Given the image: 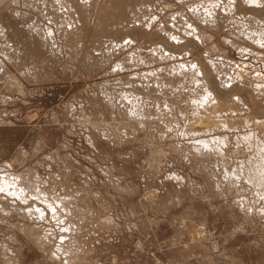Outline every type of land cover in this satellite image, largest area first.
I'll list each match as a JSON object with an SVG mask.
<instances>
[{
    "label": "clouds",
    "instance_id": "obj_1",
    "mask_svg": "<svg viewBox=\"0 0 264 264\" xmlns=\"http://www.w3.org/2000/svg\"><path fill=\"white\" fill-rule=\"evenodd\" d=\"M91 4L9 0L0 16V182L17 186L0 187V264H264V119L243 118L231 147L210 141L215 163L180 129L237 79L217 71L229 53L264 68V0H174L176 34L164 35L182 47L163 59L183 60L184 79L160 86L175 97L167 112L131 82L109 90L117 68L101 53L121 46L89 39L87 17L49 46L48 12Z\"/></svg>",
    "mask_w": 264,
    "mask_h": 264
},
{
    "label": "rangeland",
    "instance_id": "obj_2",
    "mask_svg": "<svg viewBox=\"0 0 264 264\" xmlns=\"http://www.w3.org/2000/svg\"><path fill=\"white\" fill-rule=\"evenodd\" d=\"M23 3L24 0H21V7ZM172 3L174 0H92L91 6L84 11L76 9L75 13L70 12L67 15L63 12L49 11L48 15L53 18L55 26L52 28L53 37L47 43L50 46L55 41L58 47L61 43L68 45L74 39L72 34L76 32V28L72 27V22L80 17L83 23V19L87 17L91 26L89 39L96 40L97 44L100 42L107 44L111 40L115 45L121 46L112 51L110 57L107 52L101 53L105 58L111 59L110 67L117 68V71L113 73L114 79L109 78V90L111 91L113 87H116L118 91L124 90L116 84L117 80L122 84L131 82L136 85V88L125 91L133 92L134 95L149 101L154 100L161 109L167 112L162 101L167 100L171 105L175 102V97L171 96L169 88L161 89L160 86L170 84L175 88L184 79V76L179 74L181 71L179 65L184 63L183 60L163 59L165 53L179 56L178 49L182 47L164 35L165 32L176 34L173 27L174 22L171 20ZM3 5L0 6V16L7 19L11 16V13L5 11L9 7V1ZM73 7L76 6L73 5ZM25 11L30 12L31 10L25 9ZM65 20L68 23H65ZM60 25L63 27L60 28ZM112 46V44H108L109 49ZM156 48H160L162 51L154 52L153 49ZM96 52H101V47L97 46ZM228 59L232 60V66L224 65L217 71L222 73L220 79L230 80V78L236 77L235 82L230 81L231 87L216 96V105L209 107L206 104L207 112L201 108L199 110L200 117H191L190 121L194 122H189L187 127L183 122L180 124V129L186 134L195 133V135L187 136L186 140L181 139V143L187 150L199 148L204 152L205 156L202 159L205 163H215L217 159L212 152L214 145L210 141L216 137L223 138L227 135L231 147L237 136L247 135L248 130L243 127V118L264 119V68L259 66V61L251 57L241 62V57L238 54L229 53ZM140 60H143L144 63L140 64ZM121 64L125 71L119 70ZM161 69L163 71H160ZM174 69L176 74L170 76L168 73ZM141 76L145 78L141 79ZM213 78L215 79V77ZM185 86L187 87V85ZM161 91H163V95H160ZM225 92L238 95L243 104H240L239 101L230 104L231 98L224 94ZM181 111H183L182 108ZM145 112L147 113L148 109H145ZM151 114L156 116L159 113L153 108ZM173 115L177 117V120L180 119L177 113H173ZM168 119L165 120L166 123ZM155 123L159 124V121L157 120ZM225 124L227 128L221 130V126ZM159 127L163 129L164 126L161 124ZM252 128L256 129L257 125L253 124ZM229 129H235V131H229ZM189 141L202 143H190ZM225 152L227 153V150ZM0 187H4L6 191H13L17 186H10V181H3L0 182ZM16 195L21 194L17 191ZM21 198L23 197L21 196ZM33 203L37 207H45L39 202L34 201Z\"/></svg>",
    "mask_w": 264,
    "mask_h": 264
},
{
    "label": "crops",
    "instance_id": "obj_3",
    "mask_svg": "<svg viewBox=\"0 0 264 264\" xmlns=\"http://www.w3.org/2000/svg\"><path fill=\"white\" fill-rule=\"evenodd\" d=\"M9 0H0V6H2L4 3L6 4ZM4 6V5H3ZM1 8V7H0Z\"/></svg>",
    "mask_w": 264,
    "mask_h": 264
},
{
    "label": "bare ground",
    "instance_id": "obj_4",
    "mask_svg": "<svg viewBox=\"0 0 264 264\" xmlns=\"http://www.w3.org/2000/svg\"><path fill=\"white\" fill-rule=\"evenodd\" d=\"M84 11V10H83ZM72 32V31H71ZM135 77V76H134Z\"/></svg>",
    "mask_w": 264,
    "mask_h": 264
}]
</instances>
